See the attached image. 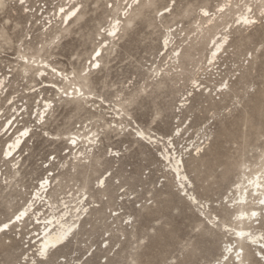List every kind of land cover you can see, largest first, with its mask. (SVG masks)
<instances>
[{"label":"rangeland","instance_id":"1","mask_svg":"<svg viewBox=\"0 0 264 264\" xmlns=\"http://www.w3.org/2000/svg\"><path fill=\"white\" fill-rule=\"evenodd\" d=\"M165 5L0 0V264H37L63 227L44 250L62 264H241L226 247L245 227L233 188L264 170V0Z\"/></svg>","mask_w":264,"mask_h":264},{"label":"bare ground","instance_id":"2","mask_svg":"<svg viewBox=\"0 0 264 264\" xmlns=\"http://www.w3.org/2000/svg\"><path fill=\"white\" fill-rule=\"evenodd\" d=\"M71 17L72 12H68L65 14L66 20H70ZM219 48L220 46H218L216 50H219ZM18 140L20 141V139ZM19 141H16V144L13 142L14 145L11 144V149L7 148L5 155L6 157H9L13 153V150L17 147L18 143H20ZM173 167L178 176L181 177V179H186L184 175L180 174V167L176 162L174 163ZM247 182L248 185H246ZM233 189L236 191V193L239 194V217L245 218L244 223H240L245 227H240L236 231V246L233 247L232 244H230L228 247H226V251L229 250L227 251V254L231 253L232 255H236L237 258L242 259L244 262L246 260V257L250 255L249 251L247 250L248 244L254 245L257 248L255 249V251H257L259 255H264V237L260 234L252 233V231L250 232V230L254 228V222L258 220L262 221L264 218L262 214V211L264 210V170L260 175H256L249 180H244L242 183L236 184ZM251 192H255L257 194V200L259 203H252L250 201V197L253 196ZM254 213L255 215H253ZM252 216H254V219H252ZM5 225L6 224L0 226V229H3L0 230V235L2 232H4L5 228L2 227H4ZM70 229L71 227H63L57 233L44 234V237L42 238V241L40 243L42 250L44 251L49 245H56L62 242Z\"/></svg>","mask_w":264,"mask_h":264},{"label":"snow or ice","instance_id":"3","mask_svg":"<svg viewBox=\"0 0 264 264\" xmlns=\"http://www.w3.org/2000/svg\"><path fill=\"white\" fill-rule=\"evenodd\" d=\"M20 2L23 4L24 0H20ZM171 2H172L173 7L171 9H169L168 6L165 5V11H174L175 7L178 6L179 0H171ZM227 7H230V5L225 3L223 6L219 7L217 9V11L224 12ZM249 11H251V9H249ZM202 13H203L204 16H209L210 15V11L209 10L202 9ZM260 22L264 23V14H262ZM246 23L256 24L257 21L256 20H250V21H246ZM250 55H251V53H249V56ZM261 55L264 56V49H262ZM97 67H99V65H97ZM224 87H227V85L225 84ZM101 185L103 186V182L102 181H101ZM110 214L116 215L115 213H110ZM253 215H255V213ZM125 223H131V221H125ZM4 227L6 228L7 225H5ZM0 230H3V229H0ZM253 255L255 256V255H258V254L254 253ZM262 261H264V255H259V259L255 260L254 264H261ZM37 264H62V262H61L60 256L57 255L55 252L42 251V252L39 253V260H38ZM165 264H185V261L180 260V257L176 256V260L175 261L169 259V260H167L165 262ZM241 264H243V260L242 259H241Z\"/></svg>","mask_w":264,"mask_h":264}]
</instances>
